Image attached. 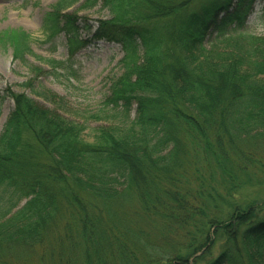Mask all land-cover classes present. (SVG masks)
<instances>
[{"label":"trees","instance_id":"obj_1","mask_svg":"<svg viewBox=\"0 0 264 264\" xmlns=\"http://www.w3.org/2000/svg\"><path fill=\"white\" fill-rule=\"evenodd\" d=\"M79 1L60 0L43 20L45 41L62 35L67 59L34 56L48 70L31 67L22 86L40 76L72 82L74 58L91 41L116 43L122 73L110 80L104 103L121 121L86 140L83 126L11 87L0 90L13 105L0 133V264L53 235L69 244L75 264H186L215 242L220 251L208 264H264V198L258 212L249 204L224 216L209 196L213 174L230 197L246 186L244 148L264 141V36L245 27L257 0H85L111 14L96 22L92 39L80 33L91 25L62 13ZM31 43L22 30L0 34L15 62L33 55ZM40 92L46 101L58 98ZM193 167L199 201L188 210L178 186ZM159 211L169 229L199 231L186 256H154L158 249L131 228V220Z\"/></svg>","mask_w":264,"mask_h":264},{"label":"rangeland","instance_id":"obj_2","mask_svg":"<svg viewBox=\"0 0 264 264\" xmlns=\"http://www.w3.org/2000/svg\"><path fill=\"white\" fill-rule=\"evenodd\" d=\"M60 0H0V34L7 30H22L31 36V52L27 55L25 62H15L12 60V50L0 46V90L11 87L13 91L24 93L35 100L43 107L57 111L67 120L81 125L85 128L83 138L91 140L95 130L112 127L121 120L115 115L112 107L104 103L110 93L111 79H116L121 73L120 61L123 57L121 46L116 43L106 41H91L88 46L80 51L74 58L77 78L72 82L55 80L51 76H40L34 79L31 86H22L31 79V67H41L47 71V67L35 57L42 60L64 61L67 59L65 40L62 35L52 42H46L42 33L43 20L47 13L52 12ZM88 3V4H87ZM63 14H77L79 18L93 27L87 33H81V37L92 39L97 23L100 20H108L111 14L103 8L101 3L90 5L89 2L81 0L73 3L63 10ZM83 23H80L82 25ZM246 28L249 32L264 36V0H257L253 11L246 21ZM35 56V57H34ZM41 89L50 91L58 98L54 101H46L39 94ZM53 102V103H52ZM12 102L8 99H0V133L4 123L12 110ZM135 106L132 108L131 117L134 115ZM246 149V150H245ZM249 161H245L248 169V177L251 181L243 187L233 190L230 197L229 192L219 183L217 174L209 177V196H213L217 201V213L231 212V208H244L253 204V208L258 212L260 203L264 198V141L256 142L244 148ZM187 181L180 183L178 188L180 193L188 199V210L193 207L199 197L196 192L199 190L198 180L194 174V167L186 171ZM211 176V174H209ZM238 183V182H237ZM239 184V183H238ZM198 193V192H197ZM201 200L206 194H201ZM231 195V196H232ZM11 200V196H4ZM209 202L210 198H209ZM23 204V203H22ZM20 204V206L22 205ZM213 205V203H212ZM209 206V217L215 214ZM236 205V206H235ZM19 206V207H20ZM134 208V209H133ZM128 213L133 216L135 207H127ZM151 214V213H150ZM58 225L57 233H62L69 216L65 214ZM163 220L158 214L145 217L142 215L131 220V228L143 233L146 240L153 246L154 256L159 253L168 254L165 261L174 259L175 254L184 251L189 246L193 238L197 239L199 234L195 227L182 228L178 225L169 227L163 224ZM135 230V231H136ZM65 232V231H64ZM197 233V234H196ZM212 231L210 232V235ZM46 243L41 248L27 253H14L8 261L9 264H75L72 255L69 254L68 245L64 241H59L55 235L44 240ZM220 251V243L215 242L209 251L199 258L201 253L187 260L186 264H208L209 260L216 257ZM178 262H175L177 264Z\"/></svg>","mask_w":264,"mask_h":264}]
</instances>
